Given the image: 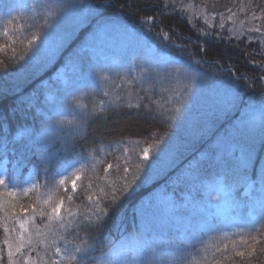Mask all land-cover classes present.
I'll return each instance as SVG.
<instances>
[{
  "label": "trees",
  "instance_id": "1",
  "mask_svg": "<svg viewBox=\"0 0 264 264\" xmlns=\"http://www.w3.org/2000/svg\"><path fill=\"white\" fill-rule=\"evenodd\" d=\"M137 1L141 2L136 3L133 6L131 5L130 7H127L124 3H122L123 5H120L121 8L118 9L116 6H113V4H110V2L109 4L106 1L102 3L98 0V2L105 7V12L103 13L104 16L109 14V12L114 9V12L120 17L123 16V20L129 24L136 26L141 18L142 21L147 24V26L142 24L144 29L148 30L154 36L160 37L162 34H166L173 43H178L176 40H181L180 36L183 35V30L180 29V31H178L180 36L176 37L173 36L175 29H171V27L166 24L164 25L169 28L162 27L157 22L159 18L156 10H159V12L160 10L164 11L161 5L162 2L156 1L155 3L147 4L142 0ZM146 1L153 2L154 0ZM193 1L195 2L196 0ZM234 1L242 2L244 6H248L253 3L258 5L261 3L264 5V0H231L230 5H232ZM200 2L203 3L206 2V0H201ZM140 3H142L141 6H139ZM125 7L129 8L128 10L135 9L136 12L130 13L128 10L126 11L124 9ZM244 9H246V7H244ZM153 10H155V13H153ZM182 11H184V8ZM197 12L201 14L199 9ZM60 17L62 20V17L64 16L60 15ZM163 17L165 16L163 15ZM243 18L245 19L246 16H243ZM247 18V21H252L251 17ZM55 22H58L57 19ZM263 22L264 17H262V21H260V23ZM60 24L61 25H59V27L52 24L51 28H37L30 22L28 14H24V16L19 20L11 21L8 25L0 23V32L7 27H11L10 36H5L3 38L0 37V47L4 48V50L0 52V154L3 153V157L6 158V161H3V164L6 165V169L3 170L2 177H4L6 182L10 184V187L14 186L13 190L17 191V198L15 200L17 207L14 209L15 214L21 218L31 216V206H38V196L44 198L50 192H54L55 197L57 198L64 196L65 193L62 192L61 186H59L55 181L56 176H61L65 166L69 163L83 162L86 164L85 170L81 174L82 178L80 187L77 189L76 193L73 194V203L69 205L67 200H65V208L71 206L73 209L78 211L77 216L71 218L72 225L68 226L67 230H65L59 228V225L53 222L51 227L52 231L56 233L55 236H53L52 232H49L44 227L48 222L47 216L41 218L37 215L35 220L27 225L33 237L31 248H25L23 250L24 256L28 257V264H32L33 261L35 264H45V262L46 264H52L53 260L59 259V257L55 255V247H60L63 250L65 247V240L73 241L76 225L80 226V230L79 237H76L75 242H80L81 239H87L88 245L90 246L83 264H101L102 260L113 258V254L118 255L121 261L130 259L132 255L140 254L138 250L141 249L145 243L150 248L157 249L158 252H167L169 256H174L176 264H191L189 263V258L187 257V251L178 249L177 243L180 244L185 239H189L196 230L193 229L191 225H187V221L182 220L179 209V201L177 199L183 198L182 194L184 191H186L187 197L190 199L193 197L194 188L191 184L192 181H196V184L200 186L198 191L199 196L202 197H207L210 193L212 194L210 190L213 188L224 189L225 185L217 182V184H212L207 187L205 178L209 173V168L206 161L199 159L195 165L191 164L181 168L180 166L174 167V169L170 170L168 177L164 178V181L163 179L157 180L153 184V187L147 186L145 185V181H147L146 171L150 160L146 162L142 161L140 154L145 146L160 144L165 140L172 121L168 119L169 116L185 122L187 116L196 110H203L208 107L210 111L211 105L217 104L220 98L219 96H224L223 91L217 92L214 90V95L208 94L210 91L208 89L214 88L213 86L215 83L223 86L230 85L232 83L243 85L244 81L234 80L231 73L228 72L225 79L222 78V80H214L215 83L212 81L203 82L204 90L196 88L189 89L188 91L187 86L184 85V82L182 83L183 80L181 73L179 77H177L176 72H173L177 69L181 72L182 65H177L176 69L171 68L172 70H158L155 74H151V78H149V80L145 83H140L141 78L133 79L129 73L126 77L122 74L120 75V78L125 77L128 81H131V83H127L126 79H124L121 83H117L114 86V89L107 88L105 91H108L109 95L107 96L105 107L108 110L98 115H93L92 109L97 104V99L102 96V86L97 88H90L88 84H84L82 86H70L69 88L72 89L70 91V96L79 97V100L76 102L84 107L70 109L68 118L75 121V124L79 125L80 128L77 129L74 126H70L69 129H63L55 135L51 132L53 136L49 138L48 150L42 154L40 159H37L38 154L41 153L40 151L37 152L41 143L35 141L34 135L37 130L43 128L45 118L42 114L36 113L33 105L28 106L25 99L29 91L34 88L38 81L45 77V75H41L44 73L42 70L49 64L52 57L50 55L51 53L46 55L44 51H41L38 56L35 54V49L32 52L27 51V39L31 37L33 32L38 30L50 33L49 44L54 49V55H56L57 51L59 52L62 47H57V45L59 44L61 38L65 37L63 33L64 30L67 37H69L66 26L62 22H60ZM257 27L264 28L261 27L259 23L257 24ZM186 30L188 31L187 27ZM85 31L86 30L78 32V34L72 39L66 38L65 40L69 42L68 44H74L75 41H79L81 39L82 34ZM204 31L207 32L203 29L202 33L204 34ZM193 37L194 39L196 38L195 36ZM248 40H251L250 42H252V35ZM197 41H199L198 38ZM201 43L204 44V42ZM218 43L219 42H217V44ZM226 43L232 44L234 49L238 48V38H228V42ZM37 46L40 47L39 41H37ZM189 49L190 47L185 46L183 52H188ZM190 53H192V51ZM262 55L264 57V54ZM207 56L217 57L220 59L219 61L231 64L229 60H225L216 53H211V55L207 54ZM255 57L253 56L250 59L253 61V59H256ZM243 60L247 62L245 58ZM59 62L60 60H58L56 64ZM247 64H250V62H247ZM232 66H234V70L236 71L235 73L239 74L247 70L250 72L254 71L251 76L252 78L258 75L257 72H259L257 70L258 68L256 69L254 65L252 67L255 68L252 71L249 67H247V65L239 66V64L233 62ZM88 70V68L84 67V71H82V73L86 74L88 72L85 71ZM89 75H93V73H89ZM101 76L102 75H99V77ZM176 83H178V87L182 84V88H178L179 92L174 93L173 91ZM260 83L259 79L256 78L253 82H251V85H255L260 89ZM186 88L187 94L182 92ZM117 93L125 97V100L120 101L122 104L127 102L126 98L129 93L132 96L133 103L146 104L151 101L153 109L151 112V118L155 122L151 124L146 131H144V134L125 133L122 136H112V133L106 134L103 129L100 130L98 127L102 126L103 128L109 119L113 122L114 119H119L121 117H131L134 119L145 118H138L137 116V114H142L144 111L143 108L137 109L135 107H124L117 110L109 106L107 101L112 100ZM178 93H181V95H178L175 98V95ZM198 99H207L208 102L203 105H198L196 103V100ZM30 100L37 103L39 102V100H36L35 97H28L27 101ZM157 105H159V107H157ZM177 107L180 108L178 113L174 111ZM99 112L100 110L97 108V113ZM20 130H23L24 135L18 140H14V133ZM158 132H160V136H157ZM135 141H140L139 146L134 143ZM101 148L105 151L101 152ZM125 149L129 150L128 155L131 157L127 177L130 184L127 189H123L122 186L124 181L119 178L123 175L122 160L120 161L122 167L119 175L116 173L115 168L110 170L108 173L104 172V169L107 167V163H114V156L123 155ZM132 149H135V151L133 152ZM164 151V149H161L158 152L154 151V153H161L157 156V160L167 154V152ZM105 152H112L114 156H106ZM89 153H91L95 158L97 154H103V158L101 160L104 162L97 164L95 171L91 168V164L93 163L92 161L89 160V162H85L76 160L79 158L86 159L89 156ZM36 160H38V168L40 170L33 177V179L25 178L24 176L29 169L30 164ZM138 164L143 165V167L139 170L137 169ZM76 166H79V164L77 163ZM182 172L183 175H181ZM133 174H138L139 176V178L134 182L132 181ZM97 176L101 177V179H96ZM105 176H107L109 180L115 181L117 187L121 189V191L117 194L115 204H112L110 195L105 196L100 192L101 188H103L106 193L111 192V188L107 186L105 180L103 179ZM89 178H91V181ZM173 181H175V183ZM89 182L93 183V188L91 190H87ZM31 183H36L38 185L37 189L33 192H29L27 196L21 195V190L28 187ZM243 186L244 184L242 181L233 185L235 188V190H233L236 195L240 194ZM126 191H129V194H126ZM166 192H169V195H165ZM88 195H93V198L98 201L99 207L107 213L109 212V215L107 218L101 215L98 222L96 221L95 216H92L93 223L90 226L85 227L86 222L83 220V217L85 215H91L90 209L92 205V203H88ZM11 199L12 198L7 197L2 191H0V200L7 202ZM134 204H137L132 209L134 211L129 210V213H123L125 208ZM20 205L24 206L25 211L21 210ZM44 207L47 209V206ZM143 207L156 210L162 215H167L176 220L178 224V233L174 241L172 240L164 243V240L159 232L158 225L155 221H138L136 216L139 214V210H142ZM191 208L195 212H202L204 210L202 205H193ZM9 211L13 210L10 209ZM4 215V212L0 211V217H3ZM61 216H66L63 209L61 210ZM119 219L120 223L116 225ZM230 223L236 227V230L232 233H238V235H233L228 240L227 248L225 249L224 245H222L223 247H220L219 243H217L214 250H210V248L204 249L203 251L198 252V260L195 264H213L215 260H219L220 264H264L263 261L261 262V258L264 256L261 253L264 249V245L257 246L256 242L251 239L252 236H255L257 239L261 238V228H252L251 226H247L246 229H244L242 222L237 221L236 219L230 221ZM33 224L36 228L41 229L42 232L47 233V235H36L35 228L32 226ZM8 226L10 230L13 227H16L17 231L19 230L18 225H15L13 222H9ZM6 235L15 237L16 233L10 231L6 234L4 232V228L0 226V254H2L0 264H8V248L4 243ZM61 236H63L64 239H61ZM241 237L247 239V245L241 243ZM200 238L202 240L199 242V247H202L206 242H209L211 245L213 244V241H210V238L208 239L205 236ZM53 239L56 240L55 246H52L51 244ZM233 241H235V249L244 251L245 255L243 257L235 255ZM252 245H254L255 248L254 252L253 247H251ZM68 246L72 247V244H69ZM217 248H219L220 251H216ZM129 249H133V251H129ZM250 252L253 254L249 255L248 253ZM122 253H128V255L125 256ZM253 256H258L260 259L252 261L251 259ZM41 257H43V260ZM205 257H207V260H205ZM19 258V255L14 257V259ZM142 258H146L149 261V264H151L150 252H143Z\"/></svg>",
  "mask_w": 264,
  "mask_h": 264
},
{
  "label": "rangeland",
  "instance_id": "2",
  "mask_svg": "<svg viewBox=\"0 0 264 264\" xmlns=\"http://www.w3.org/2000/svg\"><path fill=\"white\" fill-rule=\"evenodd\" d=\"M99 1L102 3H104L105 1L110 2V4H113V6H116L118 9L121 8L120 5H123L122 3H124L125 6L130 7L131 5L133 6L134 4L141 2L137 0ZM142 1H145L147 4L160 1L162 2V9H164V11L167 12L170 16H174L170 17L164 11L160 10V13L159 10H156V13H158L157 16L159 18L157 21L156 16V21L162 27L169 28L166 26L168 25L171 27V29H175V31L173 32V36H180L178 31H180V29L183 30V35H185L186 37L181 35L180 39L184 43L191 42L190 47L192 46L191 48L194 49V52L192 51V54H188L189 56L194 58V56L198 57L200 53H203V50L200 52V47L195 48V42H193L191 39L193 38V36H195L199 41L204 42L205 54L211 55V53H216L218 56L223 57L225 60H229L231 64L235 62L239 64V66L247 65V67H249L251 71L255 67L256 69L258 68V79L259 82H261L260 86L262 85L259 89V87H256L255 85L251 86L250 84H248L251 82L250 77L253 75L254 71H244L242 72V75L245 76L244 86L247 85L248 89H246L245 87L235 89L234 95L235 97H237L236 99H231L229 101L226 100L224 96H221L222 99L220 104L217 106L211 105V110L213 113L209 112V115L207 116L203 115V110L199 109L188 115L185 122L177 119L172 120L165 140L158 144V147L150 149L148 159L150 161L148 162V168L146 171V180L148 181L146 185H150L153 184L156 179L161 180L162 178L164 179L165 177H167L170 170L172 169V166L176 164H178L180 167L184 166L187 158L191 155L195 157L192 161H190L192 162V165H195L199 159L212 164L208 157V153L206 152V154L204 155L202 153V150L200 149L204 145H206V142L213 139V135L215 133L225 131L231 124H236L238 128L242 129L245 136L252 138H264V129H262L261 127V122L264 121V113L261 112L259 115H257V111L262 110V108H260L259 99L264 100V95L261 93V91H264V57L262 55L264 54V28L257 27L258 23L261 27H264V22L260 23V21H262V17H264V5L261 3L259 5L253 3L248 6H244L242 2L239 1H234L233 4L230 5L231 0H206V2L203 3L200 2L201 0H196L195 2L193 0H154L153 2H147L146 0ZM32 2L34 3V5L38 6V10L42 12V16L44 18L45 12L47 11L46 6L63 4L65 6L64 9L60 11L59 15L55 17L58 22L52 21L51 23L59 26L61 25L59 21L62 22L66 26V30H68V36L70 34L71 39L75 37L78 32H83L84 30H86L82 34V41L83 38L91 31V33L88 34L87 40L85 41V48L94 51V54L101 56L105 55L106 57L103 58L108 59L109 61H111L110 57L112 49L121 52L126 58H129L131 54L136 53L138 56H141L144 59V57H150L152 53L156 51H158L160 56L163 57V60L165 58H172L167 55V53H164L162 49L157 48L154 43L149 42L146 36L143 35L139 30L133 29L131 27L123 29V16L120 17L118 14H116L114 12V9H112L109 14L104 16L103 13L105 12V7H103L98 2V0H32ZM166 2L167 7H165ZM15 5L20 10L28 11L34 17L37 16V11H35V13L32 12V9L34 7L29 4V0H18L16 1ZM141 5L142 3H140L139 6ZM188 5H191V7H188ZM244 7H246V9H244ZM183 8L184 11H182ZM124 9L127 11L129 8L125 7ZM198 9L200 10L201 14L197 12ZM128 11L130 13L136 12L135 9H130ZM153 13H155V10H153ZM60 15L64 16L62 17V20L60 19ZM163 15L165 17H163ZM243 16H246V18L244 19ZM80 17H86V19L77 26L76 21ZM247 17H251L252 21H247ZM137 24L140 29H144L142 24L147 26V24L144 23L141 18L139 20V23ZM221 24H223V28L221 27ZM186 27L188 31L186 30ZM253 28H257L259 30L251 31L250 29ZM203 29L207 31H204L205 34L202 33ZM63 33L65 37H67V35L65 34V30L63 31ZM251 35L252 42H250L251 40H248ZM187 37L188 41H186L185 39ZM231 37H233L234 39L238 38L237 49H234L232 44L226 43L228 42V38ZM66 42L67 40L64 39V43ZM217 42L219 43L217 44ZM195 53H197V55ZM50 55L52 57L51 59H53L54 57L59 58V55H54V52H52ZM202 56L203 54L201 55V57ZM253 56H256V59H253L252 61V59L250 58ZM91 57H93V54ZM244 58L245 60H247V62H250L251 65L247 64V62L243 60ZM253 65L255 67H252ZM226 67L231 68L229 67V65H227ZM142 68L143 65L132 66L133 72H137ZM65 73L66 71L62 70L63 79H65L66 77ZM260 76L262 77L261 79ZM219 90L223 91L224 86L219 87ZM244 93L245 96L243 98H240L244 95ZM44 97H47L49 100L52 96L47 92L46 94H44ZM98 102L100 103L101 99H99ZM219 107L222 108L217 109ZM240 114H243V117H241V120H238ZM137 116L145 117L143 119L140 118L142 119L143 124H140L139 122L132 124L128 122L127 119L122 120L121 117L119 119L113 120L114 125L106 124L105 126H103V128L102 126L98 127L100 128V130L103 129L104 133L106 134H111L112 132H115V130L117 131L119 129L135 132L146 131L149 126L155 122L151 118V113L143 111L142 114H137ZM231 118H233L231 122L223 125ZM245 121L250 122V126L245 127L243 123ZM218 126L220 128H217ZM189 134L192 135L189 136ZM160 135V132H158L157 136ZM230 143L233 144V140ZM148 146L149 145L145 147ZM161 149H164V152H167V154L163 155L160 159L157 160V156L161 153H154V151L158 152ZM198 151L199 153L196 156L195 154ZM229 151L230 153L227 152V155L231 157V164L236 168V165L240 161L242 146L240 147L239 151L236 149V147H231ZM245 154L247 153L245 152ZM236 159H238V162L236 161ZM255 160L256 155L251 157L249 162L256 166V170L243 168V170H240L239 179L242 181H246L244 183L245 186L242 190L241 196L243 197L244 194H247L251 199L254 200V202H257L259 197L261 198V200H264V193L261 192V174L264 173V155L261 157V160L258 164L254 162ZM225 163L226 159H224L219 166L215 165L217 167L216 169H211L210 173L205 178L207 186L217 184V182H220L222 184H227L230 182V179L226 177V168L229 170L232 169L231 167L228 168L227 166H225ZM234 172L237 174L236 170H234ZM230 188L232 189L231 186ZM226 190L227 194L222 195L220 201H214L210 197L209 202L211 204L215 203L217 204L216 206L224 208L229 207L230 204H237V202H229V199L236 201V197L235 194L230 192L229 186L226 188ZM219 191L224 194V189H221ZM126 194H129V191H126ZM213 194L215 193L213 192ZM165 195H169V192H166ZM185 200L188 201V197H186ZM197 200H199V198H197ZM212 208H215V206ZM239 208L242 212L244 211V206H239ZM231 209L232 208H227V217L229 219L233 217V214L230 212ZM225 211L226 210H223L218 214V217L220 216V224H224L223 218H225L226 215H223V213ZM124 212H126V210L123 211V213ZM184 212L186 213V211ZM203 231L204 235L209 234L208 227L204 228ZM195 235L199 237L197 232ZM257 240L259 241L258 243H256L257 246L264 245V228L261 231V238ZM186 243L187 244L185 247L198 245L197 238H194L192 236L186 241ZM261 253L262 255H264V249L261 251ZM258 259H260L258 258V256H253L251 260L257 261ZM262 261L264 262V256H262L261 258V262Z\"/></svg>",
  "mask_w": 264,
  "mask_h": 264
},
{
  "label": "snow or ice",
  "instance_id": "3",
  "mask_svg": "<svg viewBox=\"0 0 264 264\" xmlns=\"http://www.w3.org/2000/svg\"><path fill=\"white\" fill-rule=\"evenodd\" d=\"M63 4H56L54 6H46L47 11L45 12V19L43 24L41 25L42 29H47L51 28V20L55 19L57 15H59L60 11L64 9ZM165 7H167V2L165 3ZM188 7H191V5H188ZM36 9L33 8L32 12L35 13ZM86 17H80L77 19L76 24L77 26L82 23ZM11 23V21H9ZM221 27L223 28V24H221ZM251 31H258L259 29L253 28L250 29ZM3 35L8 36V32L5 30L3 32ZM49 38H50V33L43 32V31H36L31 34V37L27 39V46L26 50L29 52H32L35 49V54L38 56L41 51H44L46 55L50 54L53 52V48L49 44ZM70 38L69 37H62L59 44L57 47H61L63 45L64 39ZM167 39L168 37L165 35L164 37ZM37 41L40 42V47L37 46ZM4 50L3 47H0V52ZM14 51V49H13ZM22 58V57H21ZM196 63H199V61H196ZM148 69H141L139 73L136 74V76L133 77V79H139L145 74L148 73ZM177 77L180 75V70H176ZM103 80L107 81L109 77L107 75H104L101 77ZM126 82L131 83V81H128L127 78ZM187 91V88L185 89ZM104 96H108L109 92L105 91ZM127 102L122 104L120 101L125 100V97L117 93L115 97L112 98V100L107 101V104L117 110L122 109L124 107L127 108H137L143 110L145 112L151 113L153 111L152 106H151V101L146 104H141V103H133L132 102V96L129 93L127 96ZM79 97H74V101H78ZM77 107L83 108V105L76 104ZM71 107V105H69ZM159 107V105H157ZM97 108H99L100 112L97 113ZM108 109L105 107V102H100L96 104L93 109H92V114L93 115H98L100 113L106 112ZM175 112H179L180 108L177 107L174 109ZM262 113H264V108H262ZM169 120H173L174 117L169 116ZM57 126H63L65 124L69 126H74L75 128L79 129L80 126L75 124V121L73 120H58L55 122ZM245 127L250 126V122H243ZM261 127L264 129V121L261 122ZM137 146H139L140 141H135L134 142ZM158 147V144H153L149 145L148 147H144L141 154L140 158L142 161H148L149 159V152L150 149ZM101 152H104L105 150L103 148L100 149ZM128 149L124 150V154L121 156H114L112 152H105L106 156H114V163L110 162L107 163V167L104 169L105 173H108L110 170L115 168L116 173L119 175L121 172V163L120 161H123V175L120 176L119 178L124 181L123 183V189H127L129 187L130 181H128V172H129V165L131 163V157L128 155ZM134 152L135 149H132ZM88 160L93 161L91 164V168L93 171H95L96 165L99 163H103V160H96V158L89 153V156L87 157ZM251 159V152H248L245 154L244 152L241 153L240 157V164L242 168H247L248 162ZM79 164V166H76V164ZM86 167V164L83 162H72L69 163L65 166L63 173H61V177L58 181L57 184L59 186H65L66 182L71 180V193L68 192L67 187H64V196L60 197H55L54 192L48 193L44 198H41L40 196L37 197V205L38 206H31L32 207V215L31 216H25L24 218H21L20 216L16 215L14 212V209L17 207V204L15 202L17 198V191L13 190L14 186L10 187V184L6 182V179L2 176H0V191H2L7 197L12 198L11 200L5 202L4 200H0V211L4 212V216L0 217V226L4 228V232L7 234L10 231L15 232L16 235L15 237H10L6 235V238L4 240V243L7 245L8 251H7V256H8V264H28V257L24 256L23 250L25 248H31L32 246V233L30 232L29 228L27 225L32 223L35 220V217L39 215L41 218L47 216V224H45V229H47L49 232H52V235L55 236L56 233L52 231V224L55 222L56 224L59 225V228L67 230L68 226L72 225V219L73 217L77 216L78 211L73 209L71 206L65 208V200L71 205L74 200L73 194L76 193L77 191V181L81 180V174L84 172ZM143 167L142 164L137 165V169H141ZM74 177V179H73ZM139 176L138 174H133L132 176V181L134 182L136 179H138ZM91 181V178H89ZM96 179H101V177L97 176ZM105 180L106 184L108 187L111 188L110 193L104 192V189L101 188L100 192L105 195V196H111V202L112 204H115L117 194L118 192L121 191L120 188L117 187L116 182L113 180H109L107 176L103 177ZM261 192L264 193V173L261 174ZM38 185L36 183H31L28 187H25L21 190V195L27 196L29 192H33L37 189ZM93 188V183L89 182L87 185V190H91ZM215 194H211V199L214 201H220L222 198L223 193L220 191H216L215 189L213 190ZM87 200L91 203L96 204L95 208L90 209L91 215H85L83 217V220L86 222L85 227L90 226L93 223L92 216H95L96 221L98 222L100 220L101 215H107V212L99 207L98 201H93V195H88ZM47 206V209L44 207ZM20 208L22 211H25L24 206L20 205ZM13 211H9V210ZM64 210L66 216H61V210ZM67 217V219H66ZM13 222L15 225H18V231L16 227L9 228L8 223ZM35 228V234L40 236L44 235L46 236L47 233L42 232L41 229L36 228L35 225H32ZM79 230L80 226L76 225V231L74 234L73 241H67L65 240V247L62 250L60 247H55V255L59 257V259L53 260L52 264H83L84 260L86 259V254L89 251L90 246L88 245L87 239H81L80 242H75L76 237H79ZM238 235V233L234 234ZM225 238H228V234H224ZM61 239H64L63 236L60 237ZM251 239L258 243L259 241L255 236H252ZM43 242V241H41ZM241 243L244 245L248 244L247 239L244 237H241ZM52 246L56 245V240L53 239L51 241ZM72 244V247H69L68 245ZM234 245V250H235V255L243 257L245 255L244 251H241L239 249H235V241H233ZM253 247V252L255 251L254 245ZM224 248H227V244L224 245ZM129 251H133V249H129ZM139 255H132L130 259L123 260L121 261L119 259L118 255L113 254V258L102 260L101 264H149V261L146 258H142V254L145 251L150 252L151 255V264H176V259L174 256H169L167 252H158L157 249L155 248H150L146 243L141 247V249L138 250ZM216 251H220L219 248L216 249ZM78 254H79V259H78ZM123 255L127 256L128 253H122ZM249 255H252L253 253L250 252L248 253ZM19 255V259H14ZM159 257V258H157ZM0 258H2V254H0ZM43 260V257H41ZM205 260H207V257H205ZM32 264H35L33 261ZM46 264V262H45ZM213 264H220L219 260H215Z\"/></svg>",
  "mask_w": 264,
  "mask_h": 264
},
{
  "label": "bare ground",
  "instance_id": "4",
  "mask_svg": "<svg viewBox=\"0 0 264 264\" xmlns=\"http://www.w3.org/2000/svg\"><path fill=\"white\" fill-rule=\"evenodd\" d=\"M109 4V2H108ZM139 118V117H138ZM127 119L128 122L135 124L137 122H139L140 124H143L142 119H134V118H130V117H122V120ZM107 124L109 125H114L113 122L111 121V119L108 120ZM127 134V133H132V134H144V131H135V132H131L130 130H123V129H119V130H115V132H112V136H122L123 134ZM33 138V137H32Z\"/></svg>",
  "mask_w": 264,
  "mask_h": 264
}]
</instances>
